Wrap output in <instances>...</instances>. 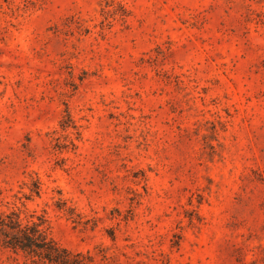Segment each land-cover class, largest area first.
I'll return each instance as SVG.
<instances>
[{
    "label": "rangeland",
    "instance_id": "1",
    "mask_svg": "<svg viewBox=\"0 0 264 264\" xmlns=\"http://www.w3.org/2000/svg\"><path fill=\"white\" fill-rule=\"evenodd\" d=\"M11 214L86 264H264V0H0Z\"/></svg>",
    "mask_w": 264,
    "mask_h": 264
},
{
    "label": "trees",
    "instance_id": "2",
    "mask_svg": "<svg viewBox=\"0 0 264 264\" xmlns=\"http://www.w3.org/2000/svg\"><path fill=\"white\" fill-rule=\"evenodd\" d=\"M43 224L44 220L39 219L38 223L23 225L14 214L0 217V246L47 264H86L89 261V257L72 254L52 241L42 229Z\"/></svg>",
    "mask_w": 264,
    "mask_h": 264
}]
</instances>
